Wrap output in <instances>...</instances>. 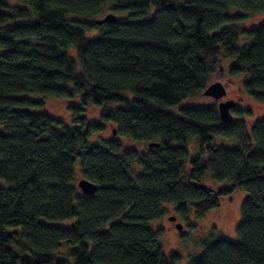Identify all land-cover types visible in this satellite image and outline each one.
Wrapping results in <instances>:
<instances>
[{
	"label": "trees",
	"instance_id": "trees-1",
	"mask_svg": "<svg viewBox=\"0 0 264 264\" xmlns=\"http://www.w3.org/2000/svg\"><path fill=\"white\" fill-rule=\"evenodd\" d=\"M7 1L0 0V264H173L178 256L163 254L149 222L165 205L182 217L192 205L202 217L240 188L248 195L238 238L212 234L189 264H264V118L249 133L243 121L222 122L216 105L167 111L204 92L221 51L235 59L232 74L248 75L247 94L264 102V21L239 26L264 15V0ZM107 9L128 21L96 24ZM88 30L101 31L89 40ZM25 93L121 104L106 106L101 119L147 147L127 149L117 138L91 146L105 126L87 124L82 105L70 106L78 125L70 127L31 111ZM214 136L234 147L213 145ZM189 138L199 155L187 162ZM75 162L81 178L97 184L93 195L75 184ZM207 173L227 186L203 184Z\"/></svg>",
	"mask_w": 264,
	"mask_h": 264
},
{
	"label": "rangeland",
	"instance_id": "rangeland-1",
	"mask_svg": "<svg viewBox=\"0 0 264 264\" xmlns=\"http://www.w3.org/2000/svg\"><path fill=\"white\" fill-rule=\"evenodd\" d=\"M7 4L11 6H20L26 7L19 0H8ZM154 8L150 10L145 18H149L154 13ZM114 13L113 11L107 9L104 12ZM119 21L127 20L126 14H117ZM102 16V17H103ZM129 19V17H128ZM128 21V20H127ZM264 21V15H255L253 17H248L239 24L242 28H248L251 26L260 25ZM101 30H88L86 31V37L89 40L96 39ZM240 46L246 44L244 36L240 37L239 40ZM2 52V48H0ZM69 57L73 58L76 62L77 72L81 71V65L77 58V53L75 48H70ZM233 58H226L223 56V53L219 54V60L217 67L213 73L209 75L207 86L215 81L221 82L226 88V96L221 100L232 99L236 107L231 110L230 113L234 116V121H243L245 123L248 132L250 133V128L253 126V123L260 121L264 118V102L250 97L245 89L244 81L248 79L247 74H232L230 70V65L234 62ZM192 96H189L185 100L181 101L179 104H176L167 109L168 112L177 115L180 112L181 108L184 107H211L216 105L217 100L205 96L203 92L196 91L192 93ZM33 106L30 107V110L36 113H45L51 117L60 119L67 126H78L74 123L70 106L73 105H82L85 109L83 116L85 117L86 123H100L105 127L101 131L94 132L89 139V144L100 145L102 140H110L117 138L123 144L124 148L127 149H136L143 150L147 147V143L141 141H135L132 139H127L125 137H118L117 133H113L115 126L110 123L104 122L102 118V112L106 106L110 109H115L116 107L122 106L121 104L114 105H95L91 102L83 104L79 95H74L73 97H55V96H46L42 94H32L25 93ZM0 129L2 127L0 126ZM213 145H222L228 148L234 147V142L230 139L214 136L212 139ZM187 147L189 149V156H187V162L198 157L199 155V146L195 138H189L187 140ZM78 162V161H77ZM75 165V175L76 183L81 179V172L79 169V164ZM203 184L205 185H215L218 187H226L227 184H215L210 175L204 177ZM75 183V184H76ZM3 186H6L5 182H1ZM77 185V184H76ZM248 193L240 188L235 190L232 195L228 197L221 198L219 200V206L217 208L211 209L204 216L198 217L195 213L194 207L189 205L185 217H182L175 211L174 205H165V215L159 219H155L150 223V227L154 231H159L160 233V243L162 245L163 254L166 257H169L172 253L178 256V259L173 264H189L192 258H195L202 254L203 252V240L209 238L212 234L216 236H223L229 240H236L237 225L241 218V208L243 200L246 198ZM175 216L176 221L170 222L168 217ZM174 223H179L182 225V229L178 230ZM69 248L67 246L63 247L60 251V254L67 256Z\"/></svg>",
	"mask_w": 264,
	"mask_h": 264
},
{
	"label": "water",
	"instance_id": "water-1",
	"mask_svg": "<svg viewBox=\"0 0 264 264\" xmlns=\"http://www.w3.org/2000/svg\"><path fill=\"white\" fill-rule=\"evenodd\" d=\"M117 16L114 13H106V15L101 19V20H97L95 23L96 24H102V23H115L117 21ZM203 94L205 96L211 97L215 100H217L218 104H217V108H218V113L220 116V119L222 120V122H224L225 124H229L232 123L234 121V117L233 114L230 113L231 110L233 108H235L236 104L232 99H228V100H221L223 97L226 96L227 92H226V88L225 86L219 82V81H215L211 84H209ZM113 133H116V130H113ZM160 143L158 142H150L148 144L149 148L152 147H159ZM77 187L80 190V192L84 195H93L97 189L98 186L97 184L91 182L90 180L86 179V178H81L77 181ZM202 188H205L204 186H201ZM168 220L170 222H174L176 221V217L175 216H170L168 217ZM176 228L178 230L182 229V225L179 223L175 224Z\"/></svg>",
	"mask_w": 264,
	"mask_h": 264
},
{
	"label": "flooded vegetation",
	"instance_id": "flooded-vegetation-1",
	"mask_svg": "<svg viewBox=\"0 0 264 264\" xmlns=\"http://www.w3.org/2000/svg\"><path fill=\"white\" fill-rule=\"evenodd\" d=\"M235 107H236V106H235ZM233 109H234V108H233ZM233 109H232V110H233ZM174 224H175V223H174ZM174 226H175V225H174Z\"/></svg>",
	"mask_w": 264,
	"mask_h": 264
}]
</instances>
